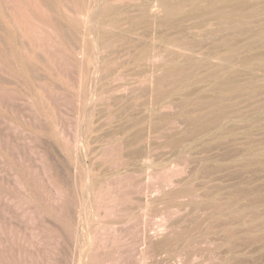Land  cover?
<instances>
[{
    "label": "rangeland",
    "instance_id": "rangeland-1",
    "mask_svg": "<svg viewBox=\"0 0 264 264\" xmlns=\"http://www.w3.org/2000/svg\"><path fill=\"white\" fill-rule=\"evenodd\" d=\"M0 264H264V0H0Z\"/></svg>",
    "mask_w": 264,
    "mask_h": 264
}]
</instances>
